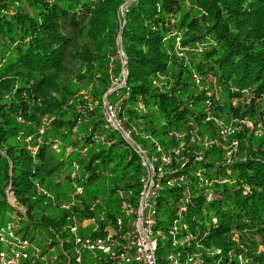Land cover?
<instances>
[{
    "label": "trees",
    "instance_id": "1",
    "mask_svg": "<svg viewBox=\"0 0 264 264\" xmlns=\"http://www.w3.org/2000/svg\"><path fill=\"white\" fill-rule=\"evenodd\" d=\"M235 117L263 135L219 137ZM142 156L158 264H264V0H0V252L12 230L38 249L21 264H67L71 215L80 237L121 236Z\"/></svg>",
    "mask_w": 264,
    "mask_h": 264
},
{
    "label": "built area",
    "instance_id": "2",
    "mask_svg": "<svg viewBox=\"0 0 264 264\" xmlns=\"http://www.w3.org/2000/svg\"><path fill=\"white\" fill-rule=\"evenodd\" d=\"M213 81V78H209ZM85 94V93H84ZM109 102L103 103V116L105 120L111 125L121 128V121L116 119L117 105L112 107ZM208 110L210 107V100H205ZM209 105V107H208ZM238 122L234 119L228 124L218 123L219 131L222 138L231 135L235 131V123ZM246 125L254 131V134L263 135L262 122L253 124L246 122ZM75 130V128H74ZM42 131V130H41ZM125 136H129L131 131L129 129L123 131ZM166 162L168 157L161 154ZM142 163L144 174L141 178L142 190L140 192V201L137 210H132L129 204L121 203V209L126 214L132 213L133 217L126 222L127 229L122 232L121 236L109 233L106 236H90L80 237L77 235V222L73 215L69 216L71 224L68 225L70 232L73 234V256L69 259L67 264H82V250L102 255L111 253L114 258V264H158L156 259V248L158 245L157 238L153 232V221L150 213V208L154 205V199L160 189V182L153 180L154 169L151 163H146V157L142 156ZM78 165L74 162V170L72 176L75 177L78 173ZM161 170V167L158 168ZM40 191V188H37ZM81 193V187H76L75 194ZM75 196L72 197L71 203H74ZM65 208H69L66 204ZM123 221L121 218H116L117 229L122 228ZM121 238V241L115 242L113 237ZM1 240L6 243L5 250L0 252V264H20L21 261L27 260L31 255L38 256V249L33 248V241L23 239L15 235L12 230L3 233ZM33 248V251L31 250ZM101 259V258H100ZM240 260V258H239ZM102 261V259L100 260ZM190 259H186L185 263L188 264ZM246 261V260H245ZM166 264H178V255L169 252L166 256Z\"/></svg>",
    "mask_w": 264,
    "mask_h": 264
},
{
    "label": "rangeland",
    "instance_id": "3",
    "mask_svg": "<svg viewBox=\"0 0 264 264\" xmlns=\"http://www.w3.org/2000/svg\"><path fill=\"white\" fill-rule=\"evenodd\" d=\"M122 9H123V7H122ZM121 9V15L123 16L124 15V10H122ZM125 9V8H124ZM118 47L120 48V45L118 44ZM120 54L122 55V52H120ZM234 119H237V120H241V119H239V118H237V117H235ZM234 119H231L230 120V122L231 121H233ZM217 121L219 122H222L221 120H219V119H216L214 122H215V125L217 126V128H218V136L220 137V131H219V125L217 124ZM241 121H243V120H241ZM230 122H228V123H230ZM227 123V124H228ZM242 125H244V123H236L235 124V127H237V126H242ZM215 129H217L216 127H214ZM242 127H239V129H241ZM250 129V128H249ZM127 139V138H126ZM221 139V138H220ZM128 140V139H127ZM129 141V140H128ZM228 147H230V148H232V144L231 145H229ZM166 155V154H165ZM168 157V156H167ZM144 162H146L147 163V160L145 159L144 160ZM154 169V168H153ZM156 175H157V171L154 169V173H153V177L155 176L156 177ZM7 200L11 203V204H14V202H15V200H14V198H13V196H12V193L10 194L8 191H7ZM22 207V206H21ZM20 210L22 209V208H19ZM22 211V210H21ZM11 216V211H9L8 212V217H6V220H8V218ZM239 247H241L240 245H238ZM2 248H6V245H2ZM262 251H264V248H262ZM160 253V254H159ZM166 256V250H164L163 252H159L158 251V253H157V257H165ZM162 261H164V260H162ZM161 261V262H162ZM188 264H192V261H189L188 262Z\"/></svg>",
    "mask_w": 264,
    "mask_h": 264
},
{
    "label": "bare ground",
    "instance_id": "4",
    "mask_svg": "<svg viewBox=\"0 0 264 264\" xmlns=\"http://www.w3.org/2000/svg\"><path fill=\"white\" fill-rule=\"evenodd\" d=\"M124 8H125V7H124ZM124 8H123L122 10L125 11ZM106 101H107V100H104L103 103L106 102ZM107 102H108V101H107ZM109 105H111L112 107L114 106L113 103H110ZM116 105H117V104H116ZM242 122H243V121H241V123H242ZM246 122H250V121H245V122H244L245 126L248 127V126L246 125ZM251 123H252V122H251ZM114 127H115V126H114ZM115 128L118 129V130H120V131L123 133V135H124V132H123L124 130H123V129L118 128V127H115ZM248 128H249V127H248ZM251 130H252V129H251ZM252 131H253V130H252ZM253 132H254V131H253ZM231 135H232V134H231ZM254 135H256V134H254ZM228 136H230V135H228ZM257 136H258V135H257ZM124 137L127 138V139L129 140L130 143H132V140H131V138H130L129 136L127 137V136L124 135ZM226 137H227V136H226ZM226 137H225V138H226ZM225 138H223V139H225ZM162 159H163V158H162ZM163 160H164V159H163ZM148 163H149V162H148ZM153 180H154V177H153ZM40 191H41V190H40ZM4 250H5V249H4ZM155 255H156V253H155ZM98 259L100 260V258H98ZM23 261H24V260H23ZM23 261H21L20 264H21Z\"/></svg>",
    "mask_w": 264,
    "mask_h": 264
},
{
    "label": "water",
    "instance_id": "5",
    "mask_svg": "<svg viewBox=\"0 0 264 264\" xmlns=\"http://www.w3.org/2000/svg\"><path fill=\"white\" fill-rule=\"evenodd\" d=\"M124 6H126V4L123 5V8H124ZM119 42H120V41H119ZM125 67H126V65H125ZM107 95H108V93L106 94V96H107Z\"/></svg>",
    "mask_w": 264,
    "mask_h": 264
}]
</instances>
